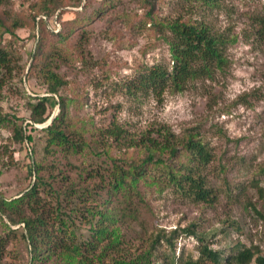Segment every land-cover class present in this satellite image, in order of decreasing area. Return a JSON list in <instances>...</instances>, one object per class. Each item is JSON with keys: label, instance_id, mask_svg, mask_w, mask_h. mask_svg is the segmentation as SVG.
Instances as JSON below:
<instances>
[{"label": "rangeland", "instance_id": "rangeland-1", "mask_svg": "<svg viewBox=\"0 0 264 264\" xmlns=\"http://www.w3.org/2000/svg\"><path fill=\"white\" fill-rule=\"evenodd\" d=\"M11 1L15 7H26L32 0ZM82 4L61 7L65 12L52 21L60 26V20L66 27L74 10L82 11L78 17L92 19L84 55L89 53L100 63L88 69L70 53L60 69L68 79V88L59 93L74 100L68 101L66 121L78 132L74 139L81 140V136L88 145L73 154L58 149L45 151L42 129L59 113L53 99L48 100L47 120L33 124V129L27 127L31 142L19 143L13 138V122L16 127L32 123L28 104L35 99L30 98L51 95L34 74L26 77L34 45L29 29L18 28L19 40L6 39L17 67L0 90V118H7L0 120V193L13 198L31 186L35 181L33 162L43 180L54 185L64 184L63 175L77 181L84 171L105 172L103 167L110 166L108 155L100 147L101 151L95 152L89 142L109 144L110 154L124 151L122 142L104 133L114 123L126 135H158L156 130L167 129L178 138L196 132L212 155L201 173L217 194L216 201L212 205L196 203L171 188L158 191L147 176L137 186L141 197L132 198L137 216L131 221L127 216L123 224L119 223V244L111 253L118 259L138 256L150 249L158 229L168 233L190 224L198 231L210 230L211 246L225 255L238 242L257 245L264 252V0H217L212 6L198 0H158V18L203 20L215 32L235 36L226 48L224 71L217 72L212 80L187 83L181 91L166 89L160 99L140 91L130 95L121 87L146 65L172 64L161 33L150 28L127 29L128 16L126 21L115 18L116 11L133 14L144 12V8L137 0H119L98 16L97 11L104 6L102 0H82ZM256 17L262 18L261 23ZM53 98L58 100L57 95ZM104 198L106 193L96 200ZM17 226L0 218V264H53L51 260L32 262ZM198 246V241L184 234L174 239L172 247L162 240L143 264H180V256H196ZM105 264L115 263L108 256Z\"/></svg>", "mask_w": 264, "mask_h": 264}, {"label": "trees", "instance_id": "trees-1", "mask_svg": "<svg viewBox=\"0 0 264 264\" xmlns=\"http://www.w3.org/2000/svg\"><path fill=\"white\" fill-rule=\"evenodd\" d=\"M118 1L102 0L104 6L97 15L107 13L108 7L113 8ZM137 1L144 12L129 14L120 10L114 13L115 18L124 21L128 16V21L125 20L127 29L150 28L161 33L172 64L169 67L163 63L144 66L135 78L122 84L126 92L135 95L140 91L160 99L166 89L181 91L187 83L212 80L217 72L224 71L226 48L235 41V36L215 32L203 20L182 16L158 18L155 16L158 0ZM198 1L207 6L217 2ZM66 5L80 7L83 4L82 0H32L26 7H15L11 0H0V90L17 67L16 57L6 39L19 40L16 30L27 27L34 51L30 52L32 61L26 77L34 74L51 95L30 98L35 99L28 104L32 123L16 127L13 122V138L19 143L31 142L27 127L33 129V124L47 120V105H51L48 100L53 99L54 104L59 105V113L42 129L46 135L44 149L46 152L58 149L70 154L81 151L88 144L81 136V140L74 139L78 132L66 121L68 101L73 99L59 94L68 88V79L60 69L70 53L88 69L97 66L100 60L89 53L84 55L91 16L78 17L82 11L74 10V17L65 22L66 27L60 20V26L52 21L65 12L61 7ZM256 21L261 23L262 18L256 17ZM53 95H57L58 100H54ZM1 118L7 120L5 116ZM104 133L125 147L119 154H110L109 144L100 146L98 141L89 142L95 152L103 150L108 155L110 166L103 167L105 172L84 171V176L80 174L77 181L63 175L64 184L54 185L43 180L33 162L31 170L35 181L31 186L13 198L0 193V218L3 216L9 224L18 225L32 262L105 264V259L110 256L115 264H143L162 240L172 247L174 239L184 234L198 241L199 246L196 256L182 254L180 264H264V252L257 245L238 242L225 255L223 250L211 246L210 230L198 231L193 224L173 228L168 233L158 229L149 250L128 259L116 258L111 252L119 244L120 224L127 216L131 217L130 221L137 216V206L132 204V198L141 197L137 186L147 176L158 191L171 188L196 203L212 205L217 194L201 173L212 155L198 133L188 132L174 138L167 129H158V135L150 132L126 135L115 123L105 128ZM103 193L107 198L97 201Z\"/></svg>", "mask_w": 264, "mask_h": 264}, {"label": "water", "instance_id": "water-1", "mask_svg": "<svg viewBox=\"0 0 264 264\" xmlns=\"http://www.w3.org/2000/svg\"><path fill=\"white\" fill-rule=\"evenodd\" d=\"M52 117L49 118V122L51 121Z\"/></svg>", "mask_w": 264, "mask_h": 264}]
</instances>
